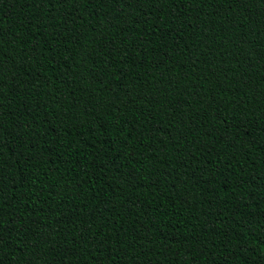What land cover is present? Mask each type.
<instances>
[{
    "label": "trees",
    "instance_id": "1",
    "mask_svg": "<svg viewBox=\"0 0 264 264\" xmlns=\"http://www.w3.org/2000/svg\"><path fill=\"white\" fill-rule=\"evenodd\" d=\"M0 264H264V0H0Z\"/></svg>",
    "mask_w": 264,
    "mask_h": 264
}]
</instances>
